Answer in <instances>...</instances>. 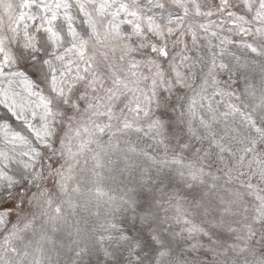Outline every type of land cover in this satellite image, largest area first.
I'll return each mask as SVG.
<instances>
[{
    "label": "snow or ice",
    "instance_id": "snow-or-ice-1",
    "mask_svg": "<svg viewBox=\"0 0 264 264\" xmlns=\"http://www.w3.org/2000/svg\"><path fill=\"white\" fill-rule=\"evenodd\" d=\"M0 264H264V0H0Z\"/></svg>",
    "mask_w": 264,
    "mask_h": 264
}]
</instances>
